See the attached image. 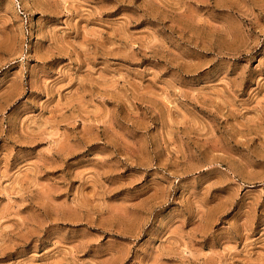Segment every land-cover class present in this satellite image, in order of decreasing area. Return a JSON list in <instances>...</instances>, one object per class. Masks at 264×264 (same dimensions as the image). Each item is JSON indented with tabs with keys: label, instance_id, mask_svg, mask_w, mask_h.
I'll return each instance as SVG.
<instances>
[{
	"label": "rangeland",
	"instance_id": "1",
	"mask_svg": "<svg viewBox=\"0 0 264 264\" xmlns=\"http://www.w3.org/2000/svg\"><path fill=\"white\" fill-rule=\"evenodd\" d=\"M0 264H264V0H0Z\"/></svg>",
	"mask_w": 264,
	"mask_h": 264
}]
</instances>
